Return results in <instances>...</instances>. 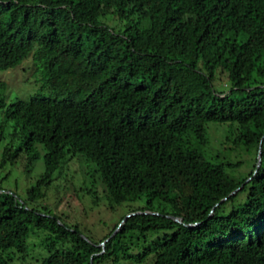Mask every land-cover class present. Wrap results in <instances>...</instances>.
<instances>
[{"label": "trees", "instance_id": "16d2710c", "mask_svg": "<svg viewBox=\"0 0 264 264\" xmlns=\"http://www.w3.org/2000/svg\"><path fill=\"white\" fill-rule=\"evenodd\" d=\"M30 57L48 95L0 82V167L42 170L0 191V264H264V0H0V72ZM77 163L124 208L98 239L44 203Z\"/></svg>", "mask_w": 264, "mask_h": 264}, {"label": "rangeland", "instance_id": "374dc122", "mask_svg": "<svg viewBox=\"0 0 264 264\" xmlns=\"http://www.w3.org/2000/svg\"><path fill=\"white\" fill-rule=\"evenodd\" d=\"M111 27L122 26L125 24L124 21H117L112 19L109 23ZM31 57L25 60L20 66L15 69L0 72V82L5 85L7 103L13 98H19L27 100L29 96H46L48 92L41 90L38 82V75L34 72ZM7 141H1L0 143V160L2 147ZM17 142H13L12 146H15ZM26 153L22 152L19 155V159L15 162H7L5 165L0 167V191L12 192L20 197H23L25 190L30 187L39 172L42 170L41 161H37L34 167L25 170L26 164ZM71 169H76L77 173L72 177ZM247 170V168H246ZM85 169L77 164L66 165L65 169L62 170L61 177L65 176L66 180H56L52 184V189L49 191L48 197L44 203L49 207L54 206V200L52 197L56 196L55 201H58L57 212L61 216L63 222L67 224H73L78 227L80 232L90 238H100L107 234L115 222L122 216L124 208L122 206L116 207L113 211L108 209L107 202L104 199L98 201L93 207L85 197H78V191L73 182H78L83 178ZM60 177V178H61ZM63 184V187H61ZM96 190L100 192V186L96 184ZM100 195V193H99ZM90 200V198H89ZM54 210V209H53ZM52 212L54 213V211ZM118 223V222H117ZM123 222L118 224L116 231L119 230V226ZM36 244V243H35ZM105 242L99 243V246H104ZM36 253V251H35ZM121 264L123 260H121ZM150 259H147L143 264H150ZM17 264H37L31 261L30 258L24 261L17 262Z\"/></svg>", "mask_w": 264, "mask_h": 264}, {"label": "water", "instance_id": "95a60500", "mask_svg": "<svg viewBox=\"0 0 264 264\" xmlns=\"http://www.w3.org/2000/svg\"><path fill=\"white\" fill-rule=\"evenodd\" d=\"M259 166H260V151L258 150V154H257V162H256V169H255L254 173H256V171H257V169L259 168ZM236 191H237V190H235V191L232 192L231 194H234ZM134 214H135V213H131V214L126 215L124 219H126V218H128V217H130V216H132V215H134ZM170 218H171V217H170ZM173 220H174L175 222H179V219H177V218H173Z\"/></svg>", "mask_w": 264, "mask_h": 264}]
</instances>
